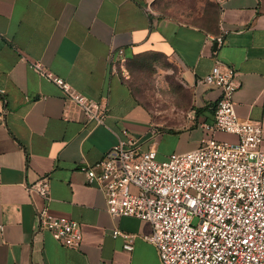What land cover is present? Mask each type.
<instances>
[{
	"label": "crops",
	"instance_id": "crops-1",
	"mask_svg": "<svg viewBox=\"0 0 264 264\" xmlns=\"http://www.w3.org/2000/svg\"><path fill=\"white\" fill-rule=\"evenodd\" d=\"M212 2L214 23L205 28L157 17L146 0H0V264H161L156 248L142 239L152 234L151 225L112 218L103 192L88 185L82 169L99 163L123 131L141 139L143 151L155 139L159 161L197 149L222 97L219 88L197 83L217 63L237 73V116L264 126V0ZM120 50L126 63L151 53L175 65L190 94L183 127L154 130L126 76L112 69ZM31 62L103 102L106 124H86L75 112L67 120L61 90ZM44 176L51 212L81 227L78 249L38 232L36 209L43 202L26 186ZM115 230L138 236L131 253Z\"/></svg>",
	"mask_w": 264,
	"mask_h": 264
},
{
	"label": "built area",
	"instance_id": "built-area-1",
	"mask_svg": "<svg viewBox=\"0 0 264 264\" xmlns=\"http://www.w3.org/2000/svg\"><path fill=\"white\" fill-rule=\"evenodd\" d=\"M117 55L111 58L112 69L124 73L125 53ZM29 65L61 90L67 120H75V112L86 124H106L103 102L78 92L40 62ZM197 85L222 91L214 123L203 126L208 136L197 149L159 161L155 139L143 151L142 140L123 131L99 163L82 171L88 185L103 192L112 218L151 225L152 234L142 239L156 248L161 264H264V126L237 116L234 95L239 84L233 68L217 63ZM217 134L236 140L219 141ZM26 190L43 202L36 209L38 232L78 249L83 241L80 225L50 210V178L44 176ZM113 237L124 240L128 253L138 238L120 230Z\"/></svg>",
	"mask_w": 264,
	"mask_h": 264
},
{
	"label": "rangeland",
	"instance_id": "rangeland-1",
	"mask_svg": "<svg viewBox=\"0 0 264 264\" xmlns=\"http://www.w3.org/2000/svg\"><path fill=\"white\" fill-rule=\"evenodd\" d=\"M146 4L153 14L166 20L205 28L214 23L212 0H147ZM123 74L156 128L175 130L184 126L182 118L190 110V94L173 63L150 53L128 61ZM169 148L170 145L162 146L165 151Z\"/></svg>",
	"mask_w": 264,
	"mask_h": 264
},
{
	"label": "water",
	"instance_id": "water-1",
	"mask_svg": "<svg viewBox=\"0 0 264 264\" xmlns=\"http://www.w3.org/2000/svg\"><path fill=\"white\" fill-rule=\"evenodd\" d=\"M217 44L215 45V48H216Z\"/></svg>",
	"mask_w": 264,
	"mask_h": 264
}]
</instances>
